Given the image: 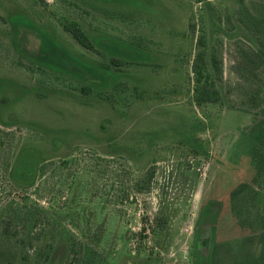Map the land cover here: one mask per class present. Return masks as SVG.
<instances>
[{
	"label": "rangeland",
	"instance_id": "obj_1",
	"mask_svg": "<svg viewBox=\"0 0 264 264\" xmlns=\"http://www.w3.org/2000/svg\"><path fill=\"white\" fill-rule=\"evenodd\" d=\"M245 2L243 15L237 0H0V235L32 233L51 246L45 264L259 258L264 31L239 16L264 20V0ZM202 30L223 77L221 100L198 106ZM44 39L64 73L45 61ZM100 76L112 88L98 90ZM26 146L39 149L32 186L12 178ZM242 185L260 194L247 223L231 208Z\"/></svg>",
	"mask_w": 264,
	"mask_h": 264
},
{
	"label": "trees",
	"instance_id": "obj_2",
	"mask_svg": "<svg viewBox=\"0 0 264 264\" xmlns=\"http://www.w3.org/2000/svg\"><path fill=\"white\" fill-rule=\"evenodd\" d=\"M240 6L239 14H243L247 10V5L245 0H237ZM251 18L243 19L239 16V23L243 27L247 23H251L254 27L264 31V20H250ZM19 22H27L21 19ZM31 26V24H27ZM64 28L69 32L72 37L78 41L83 47L87 49H93V45L90 41V38L86 33L81 29L80 25L76 22H70L64 24ZM43 38V36H42ZM198 52L196 54L194 63H193V77H194V102L198 105L204 104H216L221 100V93L218 83L222 80V64L218 61L214 51L207 42V37L204 31L202 30L201 35L198 39ZM44 58L47 60V64L53 66L56 70L63 72L64 70L60 67L59 63L54 59V44L47 42L44 39ZM84 68L88 69L95 73V70L81 64ZM105 73V72H104ZM109 76L112 74L107 73ZM103 78V84L98 88L109 89L113 83H109V80L105 77ZM96 85L89 84L84 86L83 89L85 93H93ZM114 87V86H113ZM99 90V89H98ZM38 148L35 146H26L20 150L17 155L14 166L12 168V178L24 186L34 185L36 180V175L38 173V167L40 162L38 161ZM259 176H264V153L259 157ZM32 171V174L25 172V169ZM247 189L246 193H240ZM259 192L254 188H251L247 185H242L238 188L231 199V208L233 209L235 215L239 220H249L250 215L253 213V207L256 204V200L259 197ZM32 233L28 234V238L14 240L11 237H7L5 234L0 235V254H4L5 251H8V259L6 264H45L50 259L51 246L42 248L41 245L38 246L35 244L34 238H32ZM40 241V240H38ZM73 252L77 254V251L73 249ZM194 264H212V259L210 253H201L195 252L194 254ZM239 264H264V241L262 253L259 258H255L251 255L244 258Z\"/></svg>",
	"mask_w": 264,
	"mask_h": 264
}]
</instances>
